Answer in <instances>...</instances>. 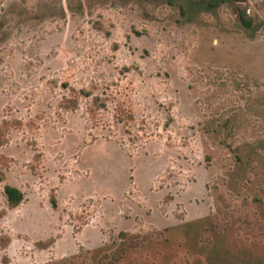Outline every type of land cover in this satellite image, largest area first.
I'll return each instance as SVG.
<instances>
[{
  "label": "rangeland",
  "instance_id": "rangeland-1",
  "mask_svg": "<svg viewBox=\"0 0 264 264\" xmlns=\"http://www.w3.org/2000/svg\"><path fill=\"white\" fill-rule=\"evenodd\" d=\"M181 5L0 0V264H100L123 232L116 264H214L194 231L264 257V0L250 29L237 4Z\"/></svg>",
  "mask_w": 264,
  "mask_h": 264
},
{
  "label": "trees",
  "instance_id": "trees-1",
  "mask_svg": "<svg viewBox=\"0 0 264 264\" xmlns=\"http://www.w3.org/2000/svg\"><path fill=\"white\" fill-rule=\"evenodd\" d=\"M167 2L170 5H175L177 1L183 2V5H181V10L183 13L186 14V12H189L190 14L199 13L203 10H214L221 5L225 3H233L237 4L238 7V16L241 22V25L245 29H250L252 26H254V20L249 16L248 13V3L249 0H163ZM74 98H65V107L66 109H75L78 107V95L77 92L72 89ZM81 95L86 98L93 97V103L91 107L89 108V112L91 115V118L96 116L97 109L101 107H106V99L101 97H94L93 93L90 91H81ZM77 98V99H76ZM120 111L124 114L126 113L123 109L120 108ZM128 116V115H127ZM128 118H134V116L131 114L128 116ZM14 123L5 121L0 126V148L3 147V145L6 143V134L7 131L10 129V127ZM257 147L251 151L250 156H247V161L245 162V165L251 164L249 159H253L252 156H260L261 150ZM239 156V155H238ZM240 161L242 159L238 157ZM3 164L7 165V160L1 158L0 166ZM5 174L0 167V182L4 181ZM4 195L7 200V205L9 209H16L25 200V194L22 190L19 188L12 186V185H5L4 186ZM168 198V197H167ZM169 201L173 199V197L168 198ZM224 200V199H223ZM54 204H56L54 199ZM5 212V211H4ZM4 212H1L0 214H4ZM202 223H206V221H202L201 223H197L199 226ZM210 223V222H209ZM195 224H191L188 227H194ZM187 227V228H188ZM205 228V226H204ZM195 229V228H193ZM226 231V230H223ZM194 231L195 235V241L193 243V250L201 255L207 256L211 262L214 264H246L249 261L257 262L259 258L264 262L263 256H258L252 253H249L245 250H243V247H239L236 244L232 243L229 238L227 237L226 232L217 233L214 234L212 237L206 238L204 234ZM135 235H130V233L123 232L120 234L121 243L117 248L110 251L109 253H106L101 259L100 264H116L117 261H119L125 253H127L131 248L136 246L138 244V240L133 239L135 238ZM131 238V242H129V239ZM139 238V237H138ZM193 238V237H192ZM194 239V238H193ZM11 243V239L9 237H2L0 236V246L1 248L5 249L7 248ZM55 243L54 240L50 241H39L36 243V246L40 250H46L49 249L53 244ZM133 245V246H132ZM229 258L231 259L230 262H226L225 256L231 255ZM224 255V256H222ZM259 262V261H258ZM251 263V262H250ZM263 264L262 262H259Z\"/></svg>",
  "mask_w": 264,
  "mask_h": 264
}]
</instances>
